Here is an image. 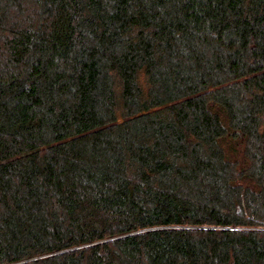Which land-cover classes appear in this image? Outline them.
Wrapping results in <instances>:
<instances>
[{
    "label": "trees",
    "instance_id": "obj_1",
    "mask_svg": "<svg viewBox=\"0 0 264 264\" xmlns=\"http://www.w3.org/2000/svg\"><path fill=\"white\" fill-rule=\"evenodd\" d=\"M0 264H264V0H0Z\"/></svg>",
    "mask_w": 264,
    "mask_h": 264
}]
</instances>
